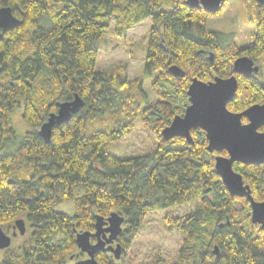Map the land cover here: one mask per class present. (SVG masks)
Here are the masks:
<instances>
[{
	"label": "trees",
	"instance_id": "trees-1",
	"mask_svg": "<svg viewBox=\"0 0 264 264\" xmlns=\"http://www.w3.org/2000/svg\"><path fill=\"white\" fill-rule=\"evenodd\" d=\"M255 5L254 42L239 47L208 28L209 18L220 13L191 8L186 0H0V9L11 7L22 21L0 41V225L11 226L12 235L23 216L32 227L29 238L4 250L0 264H66L77 249L75 229L95 232L96 216L108 218L114 212L126 219L117 240L126 264L127 251L149 214L198 200L192 212L169 223L182 235L173 264H264V230L252 222L249 200L231 196L217 175L220 153L208 152L205 132L193 130V144L162 136L176 116L185 114L194 78H228L240 57L257 62L264 55V6ZM148 18L153 26L145 72L156 75L154 103L143 80L129 78L127 66L97 69L98 44L107 30L115 24L121 35ZM173 66L185 77L173 76ZM237 78L229 110L241 113L263 105L262 68L259 76ZM76 95L85 106L55 126L47 144L38 131L58 111V102ZM20 99L23 121L33 130L8 151L16 141L10 114L21 106ZM139 118L157 136V147L131 158L110 153L107 148L133 133ZM234 169L255 201L263 202L264 164L235 163ZM64 202L75 204L73 214L55 210ZM109 253L100 252L96 259L114 264Z\"/></svg>",
	"mask_w": 264,
	"mask_h": 264
},
{
	"label": "water",
	"instance_id": "water-1",
	"mask_svg": "<svg viewBox=\"0 0 264 264\" xmlns=\"http://www.w3.org/2000/svg\"><path fill=\"white\" fill-rule=\"evenodd\" d=\"M264 4V0H256ZM228 0H186V4L194 9H204L210 14L220 13ZM22 25L11 7L0 9V41L4 34ZM173 76L185 77V72L178 66L169 68ZM261 72L260 65L250 57H240L234 62L232 75L228 78L215 77L210 82L194 78L187 95L189 106L183 116L178 115L172 123L162 131V136L169 141L179 137L193 144V130H202L208 140L207 150L210 153L226 152L227 156L217 155L215 168L229 194L233 197L247 198L251 204L252 222L264 230V201L257 202L252 197L251 188L245 183L243 175L234 169L235 163L259 166L264 164V104H256L247 110L236 113L229 110L228 105L237 94L239 81L237 75L251 78ZM85 106L78 95L71 101L58 102V111L50 114L48 120L38 131L47 144L51 143L53 128L71 120ZM248 122L244 123L243 119ZM126 219L121 213L114 212L108 218L96 216L95 232L76 233V244L82 253L89 258L77 261L75 264H100L96 255L100 252H112L116 260H122L124 249L121 244H113L123 234ZM12 235L0 225V250H6L12 245L17 229L21 234L26 232L23 219L16 221ZM96 239L92 243V239ZM215 254L220 255L216 247ZM72 256L71 259H74ZM119 264H122L121 262Z\"/></svg>",
	"mask_w": 264,
	"mask_h": 264
},
{
	"label": "rangeland",
	"instance_id": "rangeland-1",
	"mask_svg": "<svg viewBox=\"0 0 264 264\" xmlns=\"http://www.w3.org/2000/svg\"><path fill=\"white\" fill-rule=\"evenodd\" d=\"M255 2L257 3L256 0ZM255 2L253 0H229L218 16L209 18L208 28L223 34L226 40H234L239 47L251 45L254 42L258 16ZM43 24L48 25L49 22L44 20ZM152 26L153 20L148 18L120 35L116 31L115 24H113L98 44L100 54L97 69L110 71L121 65L127 66L129 78L131 80L141 78L149 99L154 103L158 97L152 86L156 75L149 76L145 72V59ZM257 63L261 66L264 74V55L257 60ZM257 76L259 75L257 74ZM20 102L21 106H17L10 114L16 130V141H11L8 144V151L16 150L26 133L33 130L30 125L23 121V100L20 99ZM243 122L247 123L248 120ZM157 145V136L147 129L139 118L134 132L119 141H115L107 150L121 158H131L145 155L154 150ZM217 155H221V153ZM199 205L200 201L198 200L187 206L158 210L149 214L131 248L127 251L126 264H173L178 255L182 235L175 229L171 230L169 223L180 220ZM55 210L73 214L75 204L64 202L57 205ZM22 218L25 217L21 216L19 219ZM4 228L5 231L12 232L11 226ZM31 234L32 227L27 223L26 233H18L16 237H13L12 248L19 246L20 242L29 238ZM74 253L75 257H79V261L85 260L78 247ZM4 256L5 251L0 250V262ZM72 261L74 260L69 259L66 264H70ZM120 262L122 263V260Z\"/></svg>",
	"mask_w": 264,
	"mask_h": 264
},
{
	"label": "flooded vegetation",
	"instance_id": "flooded-vegetation-1",
	"mask_svg": "<svg viewBox=\"0 0 264 264\" xmlns=\"http://www.w3.org/2000/svg\"><path fill=\"white\" fill-rule=\"evenodd\" d=\"M259 5L260 6H264V4H260L259 3ZM256 64L258 65V63L256 62ZM259 75V74H258ZM262 131V130H261ZM97 240L94 238V239H92V243H95ZM117 243H118V241H116L114 244H113V246H116L117 245ZM124 253V252H123ZM111 256L113 255V253L112 252H110L109 253ZM82 257H83V259H88V254L87 253H82ZM71 260H74V261H72L70 264H75L77 261H79L80 259H79V257H75L74 259H71ZM114 261V264H119L120 263V260H113Z\"/></svg>",
	"mask_w": 264,
	"mask_h": 264
}]
</instances>
